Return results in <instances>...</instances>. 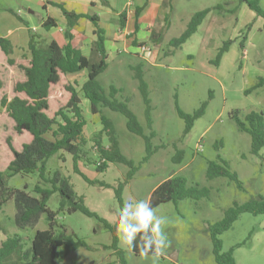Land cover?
I'll return each instance as SVG.
<instances>
[{"label":"rangeland","instance_id":"obj_1","mask_svg":"<svg viewBox=\"0 0 264 264\" xmlns=\"http://www.w3.org/2000/svg\"><path fill=\"white\" fill-rule=\"evenodd\" d=\"M38 2L0 0V37H19L13 58L28 54L29 31L34 28L38 31L36 36H42L46 43L51 42L42 25V18L47 17L46 9ZM219 4L221 7L211 11L197 33L181 49L172 52L168 43L184 33L193 15ZM260 6L264 11V0H260ZM172 9L167 28L155 27L154 32L163 35L160 46H155L151 39L142 47L144 53L154 52L150 62L124 52L114 54L109 57L108 69L98 78L107 95L112 86L120 90L117 99L128 104L147 136L155 132L151 142L156 151L153 156L144 161L146 143L128 130L122 114L102 109V115L116 128L123 155L137 168L131 180H128L131 168L123 164H110L107 171L101 173L96 164L80 162L81 172L95 182L89 184L75 173L70 154L61 152L48 162L51 175L59 173L67 179L77 196L85 199L86 206L111 224L119 221L121 206L116 190L121 183H125L124 204L150 201L153 191L172 176H183L189 188L209 191L208 196L199 197V200L186 199L154 209L158 216L167 220L162 226L167 243L157 256L134 254L117 231L118 248L124 254L126 264H217L209 228L221 222L226 211L234 205L264 197V148L259 156L252 154L251 137L240 131L233 119L234 114L242 121L252 112L264 114V19L240 0H177ZM51 12L53 16L61 15L56 8H51ZM104 25L109 34L110 31L119 33L116 23H106L105 19ZM228 41L232 44L216 65L214 61L219 50ZM169 50L172 54H168ZM92 60L97 62L98 59L93 57ZM137 67L142 68L148 86L153 109L152 130L147 126L146 105L135 77ZM70 79L82 85L87 76L76 74ZM261 81L263 84L258 86ZM203 103L207 104L204 115L184 136L185 122L178 115L177 105L184 112L193 114ZM83 110L89 121L87 148L93 160L99 161L94 138L102 125L99 118L92 115L90 102L83 104ZM104 144L109 145L106 136ZM210 162L219 165L225 162L230 171L237 174L242 189L229 178L208 179ZM39 181L35 174L17 175L9 180V187L19 190L28 187L27 192L38 197L33 190ZM44 188L51 189V186ZM60 201L59 194H54L48 208L58 212ZM15 216L14 201H10L0 212V228L3 229L0 241L19 234L28 250L35 234L48 229L46 215H42L34 227L24 231L17 229ZM58 223L65 226L69 234H76L87 243V248L72 253L63 264H121L110 249L113 243L111 232L96 218L65 211L59 214ZM220 238L223 252L233 249L237 264H264V215H240Z\"/></svg>","mask_w":264,"mask_h":264},{"label":"trees","instance_id":"obj_2","mask_svg":"<svg viewBox=\"0 0 264 264\" xmlns=\"http://www.w3.org/2000/svg\"><path fill=\"white\" fill-rule=\"evenodd\" d=\"M47 5L61 10L67 21L65 37L69 43L60 46L58 42L46 43L41 36L30 30L28 54L21 58H13L14 45L10 39L0 37V212L5 205L14 201L16 216L15 225L19 231L34 227L46 215L48 229L38 231L30 249L26 250L19 234L7 237L0 241V264H63L67 258L80 248H87V243L78 238L76 234H69L66 227L59 225L58 216L61 212L69 214L81 212L90 218H96L106 230L110 231L113 243L110 247L115 255L126 264L124 254L118 248V223L111 224L107 220L92 212L85 204L83 197H78L67 179L59 173L51 175L48 171V162L61 152H66L73 157L74 171L89 184L90 181L80 170L79 163L96 164L98 172H105L110 164H123L131 168L128 180L134 177L137 171L134 163L123 155L117 138L116 128L113 122L102 115V109H110L122 114L127 120L128 130L142 137L146 143L144 161L147 162L156 152L152 147V139L155 132L149 136L138 120L135 113L126 102L117 99L120 90L111 87L109 95L101 87L98 78L108 69L109 54L106 49V31L100 25L97 15L76 14L68 11L61 3L45 0ZM103 2H106L103 0ZM250 10L264 19V11L260 6V0H240ZM219 7L208 8L197 12L189 21L186 30L180 37L172 39L168 46L174 52L197 33L206 17L212 10ZM142 9L136 12L135 33L140 30V14ZM13 13V12H12ZM17 17L19 15L13 13ZM20 18V17H19ZM90 20L95 27L97 40L93 44V52L97 55V62L83 55L81 50L71 44L73 39L72 29L80 20ZM127 13L120 14L121 28H126ZM56 21L49 18L43 28L49 31L55 28ZM136 35V34H135ZM134 35L129 36L133 37ZM163 35L153 33L152 41L155 46H160ZM146 43H140L136 39L133 46L141 48ZM232 41H228L219 50L214 63L219 65L225 53L228 52ZM244 44V43H243ZM241 45L244 48V45ZM170 50L168 54H170ZM171 52V54H172ZM135 77L139 81V90L146 105V121L149 130H152V105L149 98L148 86L144 80L142 68L135 69ZM87 72V80L79 86L71 81L70 76ZM263 81L259 83L261 86ZM80 88V89H79ZM83 100L91 104V112L98 117L102 125L101 131L94 138L95 149L98 152L99 161H94L90 150L87 148L89 140L86 128L89 121L83 110ZM207 104L193 114H188L177 105L179 117L185 122L184 136L194 127V124L205 113ZM240 131L247 133L252 140L251 152L259 156L264 148V114L252 112L242 121L235 114ZM104 136L108 138L109 145L104 144ZM219 165L210 162L207 177L216 179L229 178L240 189L242 184L236 173H232L225 162ZM38 175L40 181L34 187V195L31 196L25 187L23 190L9 187V180L17 175ZM124 184L121 183L116 190V198L123 207L122 192ZM51 186L46 189L44 186ZM103 187H109L101 184ZM54 194L60 196L58 212L48 208V202ZM209 195L207 189L199 190L197 187L189 188L187 180L183 176H172L160 184L152 193L150 202L152 207L174 203L186 199L199 200V197ZM264 215V197L244 205H234L225 213V218L209 228L213 252L217 264H237L234 251L223 252L221 235L228 231L242 214ZM3 229L0 228V236ZM138 243V241H137ZM131 252L142 255L139 247L129 246ZM147 255L157 256L150 251Z\"/></svg>","mask_w":264,"mask_h":264},{"label":"crops","instance_id":"obj_3","mask_svg":"<svg viewBox=\"0 0 264 264\" xmlns=\"http://www.w3.org/2000/svg\"><path fill=\"white\" fill-rule=\"evenodd\" d=\"M38 1V4H42V7L46 9L47 13V17L42 18V25L49 18H53L56 21L57 26L47 31V36L51 38V41L54 40L58 42L60 46L67 45L69 43V41L65 37V31L67 30V21L64 18L62 12L60 16H53L51 8L55 7H52L50 5L48 6L45 0ZM52 1H54L55 3L63 4L68 11L74 12L76 14H88L90 16L97 15L100 18V25L102 28H104L105 26V19L106 23H116L117 25H119V33L110 31L109 34V32L105 30L107 38L106 49L109 57L114 54L120 55L124 52L128 55H137L140 59H147L148 62L152 60L154 52L150 51L144 53L142 51V47L137 48L133 46V41L136 39L140 43H147L152 39L153 33H157L154 32L156 31V26H158L159 28L160 26L167 28V22L170 19L169 13L171 14V12L173 11L172 7H174L177 2V0H105L106 2H103V0ZM216 7L220 8L221 5L219 4ZM139 9H142L139 20L140 30L138 33H135L136 12ZM123 12L127 13L125 29L121 28L120 23V14ZM58 17H60V19ZM71 33L73 36L71 44L74 48L81 50L83 55L88 58L94 57L95 59H98L97 55L93 52V44L97 40V37L95 36V27L90 20H80L77 26L72 29ZM131 35L134 36L129 38V36ZM7 38L11 40L15 48L16 39L19 40V37L15 35L14 38ZM142 54L145 55L143 56ZM78 75L88 76V73L82 72ZM86 102L87 100H83V104H86Z\"/></svg>","mask_w":264,"mask_h":264},{"label":"clouds","instance_id":"obj_4","mask_svg":"<svg viewBox=\"0 0 264 264\" xmlns=\"http://www.w3.org/2000/svg\"><path fill=\"white\" fill-rule=\"evenodd\" d=\"M118 219L120 238L129 246L139 247L142 255L150 251L159 255L166 246L162 226L167 220L156 214L150 201L126 202L119 210Z\"/></svg>","mask_w":264,"mask_h":264},{"label":"built area","instance_id":"obj_5","mask_svg":"<svg viewBox=\"0 0 264 264\" xmlns=\"http://www.w3.org/2000/svg\"><path fill=\"white\" fill-rule=\"evenodd\" d=\"M33 32H37V29H36V28H34V29H33ZM144 49H145V48H144Z\"/></svg>","mask_w":264,"mask_h":264}]
</instances>
